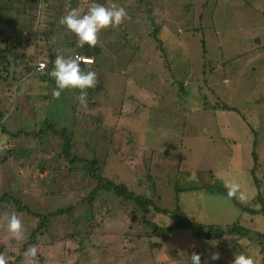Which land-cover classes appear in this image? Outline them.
<instances>
[{
	"label": "rangeland",
	"instance_id": "374dc122",
	"mask_svg": "<svg viewBox=\"0 0 264 264\" xmlns=\"http://www.w3.org/2000/svg\"><path fill=\"white\" fill-rule=\"evenodd\" d=\"M45 2L55 10L51 22L72 9L83 16L93 3L122 6L127 16L119 27L98 34L103 50L96 85L104 89L94 95L95 105L86 99L76 113L78 94L63 90L55 97L56 86L35 71L19 85L0 83L6 129L0 125V197L7 193L28 207L16 211L14 200L0 202V248H5L8 264H191L193 252L201 254L202 264H232L241 253L225 254L227 236L204 239L175 229L156 250L147 239L138 241L136 234L149 228L139 212L135 218L130 215L134 204L123 209L120 199L108 193L103 194L107 200L98 197L96 206L84 202L96 179L83 165L98 152L105 176L126 182L160 207L174 211L179 205L207 227L240 221L264 234V0ZM20 3H6L15 27H4L9 35L22 34L29 43L26 60L35 64L45 51L43 32L53 27L39 20L41 10L32 0L23 9L26 16L15 12ZM65 39L63 31L57 32L53 48H66ZM210 61L214 71L204 75V64ZM218 101L227 109H219ZM95 117H101V124ZM48 121L56 125L53 130L66 128L74 135L70 158L78 156L74 165L79 168L60 158L64 136L52 130L36 138L26 134ZM209 170L215 173L212 188L202 186L207 178L199 176ZM225 181L239 183L249 202L229 199ZM152 210L150 216L158 223L173 221ZM13 213L23 225L19 240L7 228ZM38 213L47 216V227L26 245L38 226ZM241 242L244 252L262 258L259 238ZM32 247L38 250L34 261L26 255ZM213 252L220 253L219 260L210 258ZM16 255L22 256L20 262Z\"/></svg>",
	"mask_w": 264,
	"mask_h": 264
},
{
	"label": "trees",
	"instance_id": "16d2710c",
	"mask_svg": "<svg viewBox=\"0 0 264 264\" xmlns=\"http://www.w3.org/2000/svg\"><path fill=\"white\" fill-rule=\"evenodd\" d=\"M9 1L10 0H0V83L2 81H8V82H14L17 85H19L21 83L20 82L21 78H23L25 75H28L32 71H35V73L38 74L43 81H48L49 84H51L53 87L54 85L56 86L55 79L52 78L49 75V73L54 67V61L56 59L57 53L65 56L66 58L74 56V55H81V56H86L90 58L93 57L94 63L90 66L81 64V69L83 71H88V70L96 71L99 69V64L97 61L103 50L101 45L98 43V45L95 48H91L87 44H85L83 48L78 47L77 46L78 37L76 36L75 33L69 31L65 25H62L60 23V20L58 22H51V20L55 16V10L51 9V4L48 2H45V0H32L35 2V4H37L38 9L41 10L39 20L42 21V23L45 20L46 22H48V24L51 25V27H53V28H50L48 31L43 32L46 38L42 44V48L45 51H41V55L43 56L41 57V60L39 61L44 60L45 62H47V64L44 70L42 71L38 70V68L35 67L34 63H31V61L29 62L28 60H26V55H25L26 52H24V50L27 48V46H29V43L25 42L22 39V34L13 33L9 35L5 31V29H7L5 27H10V28L15 27V25L12 22L13 18L7 15V13L9 12H8L6 3ZM27 1L29 0H22V3L19 4L15 12L19 13V11L20 12L23 11L25 13L24 16H26L27 10H23V9L24 8L28 9L27 6L29 3L27 4ZM2 3H4V5H2ZM32 16H33L32 19L35 20L36 14H33ZM160 24L162 23L160 22ZM59 31H63V33L66 35V39L64 40L66 43V48H61V51L54 49L56 43L52 42L53 36L56 37L57 32ZM157 31H159V29L155 30V32ZM38 32H35V34H38ZM27 40L28 39H26V41ZM203 51H204V57H205L207 55V49H206L205 42H203ZM20 63L23 64V67L22 69L19 70L18 67ZM223 63L226 64L227 62L225 63L224 61ZM210 64H212L213 66H210ZM207 71H212V72L214 71V64L212 63V61L204 64L203 74L205 75ZM186 88L187 87L185 86L183 87V89H186ZM102 89H104V87L101 84L96 85L94 88L87 89L86 99L95 105L97 101L95 102L94 95L98 93L99 91H101ZM65 92L78 94V97L80 95L79 89H66ZM217 104L219 105L218 106L219 109L226 106V105L222 106L220 101H218ZM80 106H81V102L78 100L77 103L75 104L76 113L80 112ZM230 108L236 109L234 107H230ZM224 109H227V107H225ZM87 116L89 117L91 115L88 114ZM4 118H5L4 110L0 107V125L2 126L3 130H6L3 127ZM47 118L48 117H45V119ZM95 121L96 123L101 124L102 119L101 117H95ZM55 127L56 125L54 124L53 121H48L45 123V125L42 128L35 129L34 131L36 132H32V131H25V132L27 135L35 136V138L42 137L48 132H50L51 130L52 132H56V135L64 136L65 139L67 140L64 144L63 150L60 152V158L64 157L70 163H72V165L75 168H77L78 166H75L74 163L77 162V159L75 158L78 156L75 154V158H72V159L70 158V156L73 157V154L70 148L73 144L74 135L73 134L68 135L67 132H69L70 130L66 128H59V129L53 130ZM11 136H13V134ZM96 153L98 155V152H94V157L91 160H88L87 164L83 165L86 173L96 179V187L94 188L93 192L89 194V197L85 196L83 198L85 200L84 202L88 203L90 206H92L91 204L94 203L93 206H96L95 201L98 199V197L104 198L105 200H107L105 195L103 194L108 193L120 199V203L122 204L123 209H127L129 205L132 206L134 204L129 210L130 215L133 218H135L136 213L139 212L141 214V223H143L145 226L149 228V229H144L143 231H140L136 234V238L138 239V241L142 239H147L151 249L156 250L157 248L161 247L170 238L171 233L175 229H187L191 231L192 233H194L195 236H197L198 238H204V239H210L212 237L221 238V237L227 236L228 242L226 243L225 248L223 249L225 254L228 255L233 252L235 253L243 252V254L251 255L253 257L254 264H264V234L262 232L258 230H256L255 232L249 227L243 225L240 221L230 224L225 228L221 226H215V225H211L207 227L202 222L196 220L194 217H191L186 212L180 210L179 205L177 206V209L174 211H170L169 209L165 207H160L152 197L145 195V193L141 195L136 194L135 191L131 190L128 187L126 182L118 181L115 178L105 176L98 166L99 160H98ZM74 167L70 169L72 170ZM41 169L43 170L44 167L41 166ZM214 174L215 173L211 170L205 171V172H202V171L199 172L200 178L202 179L207 178L206 184H203L202 186H208L209 188H212L213 186H215L216 184H214V181H215ZM259 198L262 201V197H259ZM5 200H9V201L14 200V202L17 204L16 211L18 210L26 211L28 208L26 205L22 204L20 201L18 202L17 198H14L13 196L11 197L7 193L3 194L0 197V202H5ZM262 205L263 206L261 207V211L264 212V202L263 201H262ZM152 209H154L155 212L162 213L165 215H170L173 221L167 226L164 224L158 223L157 221L153 220L150 216V213L153 211ZM250 211L256 212V210L252 208L250 209ZM91 215L93 216V218L97 219L95 216V213L94 215L91 213ZM37 216L39 217L38 226L32 232L31 234L32 239L30 240V242H27L26 245L35 242L36 235L38 236L39 232L44 231V229L47 227V216L39 214V213L37 214ZM93 224H95V221L91 222V226H93ZM89 233L91 232H87L84 235L83 233H80L83 235V242H82L83 244L85 242L84 240L87 239ZM125 234L128 235V232H126ZM75 235L76 234L74 233L71 234V236H75ZM157 237L161 239V242L154 241V239ZM254 237H257L260 239V243H261L260 244L261 245L260 254L262 255L261 259L259 255L255 257L250 252L243 251L245 246L243 247V242H241V240L243 238H247L252 241ZM80 245L82 247V244ZM4 252H5V248L4 247L0 248V254H3ZM16 258L18 262L22 260L21 255H16ZM6 261L9 263V259H7ZM14 264H16V262H14Z\"/></svg>",
	"mask_w": 264,
	"mask_h": 264
},
{
	"label": "clouds",
	"instance_id": "9594fccd",
	"mask_svg": "<svg viewBox=\"0 0 264 264\" xmlns=\"http://www.w3.org/2000/svg\"><path fill=\"white\" fill-rule=\"evenodd\" d=\"M127 12L124 7H118L112 4L106 7L101 4L93 3L89 6L88 11L83 16L78 14L76 9H72L67 15L61 17L60 23L66 28L75 33L78 37L77 46L83 48L87 44L91 48H95L99 42V33L108 28H117L122 23ZM45 64H40L38 70H44L47 62L39 61ZM38 61L35 62L37 67ZM94 63L93 57H86L81 55H74L66 58L57 53L54 61V67L49 75L55 79L56 89L53 95L59 98L61 91L66 89H79L80 95L77 98L81 103L86 102L87 89L94 88L97 84V74L93 70L83 71L81 64L92 65ZM224 187L227 189V196L229 199H237L239 202L247 204L249 202V195L243 191L239 183L233 181H225ZM8 231L13 238L19 240L23 236V225L20 218L13 213L8 220ZM37 248L32 247L27 250L26 255L35 259L37 256ZM212 260H219L220 253H211ZM191 264H202L201 254L193 252L190 256ZM0 264H8L3 254H0ZM232 264H254V259L251 255L235 254Z\"/></svg>",
	"mask_w": 264,
	"mask_h": 264
},
{
	"label": "built area",
	"instance_id": "2783aa9c",
	"mask_svg": "<svg viewBox=\"0 0 264 264\" xmlns=\"http://www.w3.org/2000/svg\"><path fill=\"white\" fill-rule=\"evenodd\" d=\"M40 64H45V63H43V62H38L36 65H37V68H39V65Z\"/></svg>",
	"mask_w": 264,
	"mask_h": 264
},
{
	"label": "water",
	"instance_id": "95a60500",
	"mask_svg": "<svg viewBox=\"0 0 264 264\" xmlns=\"http://www.w3.org/2000/svg\"><path fill=\"white\" fill-rule=\"evenodd\" d=\"M47 1V0H46ZM259 40L258 39H256V42H258Z\"/></svg>",
	"mask_w": 264,
	"mask_h": 264
}]
</instances>
